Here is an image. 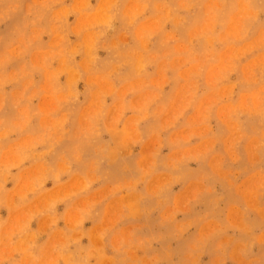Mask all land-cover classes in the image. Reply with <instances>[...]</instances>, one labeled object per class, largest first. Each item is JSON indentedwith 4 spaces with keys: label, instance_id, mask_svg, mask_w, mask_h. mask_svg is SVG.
I'll use <instances>...</instances> for the list:
<instances>
[{
    "label": "rangeland",
    "instance_id": "1",
    "mask_svg": "<svg viewBox=\"0 0 264 264\" xmlns=\"http://www.w3.org/2000/svg\"><path fill=\"white\" fill-rule=\"evenodd\" d=\"M0 264H264V0H0Z\"/></svg>",
    "mask_w": 264,
    "mask_h": 264
}]
</instances>
